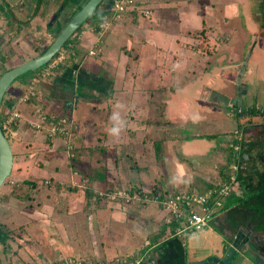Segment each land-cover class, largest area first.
I'll return each mask as SVG.
<instances>
[{"label": "crops", "instance_id": "obj_1", "mask_svg": "<svg viewBox=\"0 0 264 264\" xmlns=\"http://www.w3.org/2000/svg\"><path fill=\"white\" fill-rule=\"evenodd\" d=\"M40 2V0H0V11L10 15V11L12 10L8 9H13L17 4L24 3L25 7H28L29 5L33 7L34 3L38 4ZM77 2L80 4L78 7L79 9L84 4L85 0H74L73 6ZM231 5L227 7L230 13L233 12ZM62 6L63 9L64 5ZM41 9L42 8L40 7L39 13H37L38 15L33 13L32 16L28 15L26 18H21L26 19L24 23L26 27L41 25L44 20L42 19L44 13L41 15ZM145 9L150 11L149 15H135L133 12L125 13L120 19L112 22L106 29L107 31L104 30L102 35L100 34L101 36H98L99 33L92 31V29L99 21H102V18H104L105 15H99L98 18L95 19V22L90 21V26L88 28L82 27V29L85 30V34L81 39L75 37L71 39V43H77L75 45L77 55L72 54L74 56L73 60L68 63L64 70L61 69L56 71L55 78H52V83H43L41 85V82L45 81L42 80L38 85L37 81L34 82L31 80L32 76H29L26 80L14 82L12 91L8 93L3 102L1 112V119L6 115L7 111L13 109H16L22 116V119L16 121L13 127L15 133L18 134L17 141L12 139L10 143L17 142L21 144L22 142H30L28 134H30V131L33 132L34 129L27 124L26 120L36 119V116L34 115L35 103L33 104L31 102L32 105L30 102L18 104L17 100L30 84H34L36 89L40 92L39 101H41L40 103L44 108L46 106L47 113L55 115V112L57 111V115L66 114L70 119L69 121H71L70 126H73L74 128L80 126V128H78L80 133H76L77 137L78 135L82 137L83 134H94L93 143L105 145V148L108 149L107 154L111 151V153L116 152L119 155L118 150L122 149L123 143L128 142L124 137V133H139L136 139L138 137L143 139L141 135L147 133L154 134L156 137L157 134L164 132L166 129L168 132L172 134L174 133L170 138L165 139V141L168 140L169 147L163 144V146L166 147L163 155L167 156V158H163V156L160 157L163 159L161 162L156 161L154 159L155 157L143 159V161L147 165L150 164L151 167H149L148 170L147 168L146 170L141 169L137 173L138 177L129 170L122 172L120 170L118 172L115 168H112V172L107 167L109 171L107 169L106 171L111 173L112 175L109 174L111 176L108 175V172L105 173V170H101L100 173H97L96 170L95 175L90 178L91 180L97 179L98 182H102V180L106 178L108 181L110 179L109 177L112 178L116 175L114 182H117V179H121L123 181L122 185H125L127 183L125 182V179H127V181L133 179L132 181H129L127 185L135 184L143 189L157 188L160 191L157 190L156 192L158 193L169 194L181 190L204 192L206 189L222 181L225 168L220 164L225 161L226 156L228 158V156L231 155L230 144L232 141V135L235 130H239L243 133V139H245V142L242 139L243 143L240 145L241 154L239 160L240 163L242 162V169L238 180V188L236 192L232 194L231 198L227 200V204L219 210L215 216H213L207 228L186 236H172V231L171 233L168 232L169 227L165 225L167 215L157 204L153 207L147 205L141 208L136 206L131 207L129 205L128 208L124 207L121 210L117 207L93 205V203H91V205L85 204L83 207L81 200L77 203V206H74L75 201H73V206L71 207L74 208L73 211H75V215L70 211L71 214L63 211V218L58 222L56 221V223H53L52 235L59 240L54 242L51 246V248L54 246V255H60L62 251H72L71 249L79 246L77 250L73 252L92 263L194 264L208 256H212V254L214 256V252L218 253L217 256H222L224 254L223 248L225 244H227V242L230 244V238L242 228L246 231L245 235L248 236V243H246L240 251L236 252L230 264H262L260 257L262 255L261 252L264 251V229H261V227H255L249 207L252 208V205L255 204L254 199L250 197L252 193L261 186L260 180L263 178L264 171L259 174L255 171L249 172L248 174V172L245 173L244 165L247 170L249 168L248 165L252 160L253 149H255L254 139L257 138L256 134H264V119L263 117H260V114L252 117L238 118L236 119L237 126L228 130V127H226V121L222 122L224 119L220 120L217 118L216 110H214L216 109V106L221 105L210 102L208 97L211 91L209 90L208 94V90H205L208 94L205 97L206 99L204 98L207 100V106H201L202 110H199L200 114L198 116L203 120L201 121L199 119L198 122H201L196 127L191 126L192 128H188L189 116L181 118V115L174 114V125H178V128L176 126H174V128H142V113L144 110L146 111L152 106V104L150 105V103H148L147 96L153 94L150 98L151 101H161L162 93H155V88L157 87L156 78L154 77L155 80L152 83L153 85L149 86V84H147L139 75V72L134 65L140 67V63L138 64V62H141L142 60L155 59V61L158 60L159 62L170 60L172 61L170 62V65L174 68L172 73L170 72L169 74L168 71L160 72L158 81L161 77L162 79H164V77L168 79L169 75L174 80V75L180 73L181 70L185 71L184 77L188 75L187 70L188 67L191 66V57L193 56L192 53L188 54L189 52H193V50L178 45L174 46L172 42L167 45H157L152 35L154 31H157V29L153 28L154 18L151 20L153 16L151 12L152 7L148 6L142 8V10ZM61 11L58 13L53 12L50 15H55V20H57ZM39 15L41 16L39 17ZM129 15H132L133 17L127 18ZM69 17H67V20ZM4 18L6 20V16H4ZM156 18L157 17H155V19ZM134 19L136 23L133 25L131 24L130 26H143L141 28V32L144 31L142 37L147 38V42L138 46L137 49H134L133 45L130 43H127L124 46L111 44L110 46L103 48V46L105 47V40H108V38L111 40L114 35H117L118 37L120 35V38L125 37V32L120 31V28L123 26L129 28L127 22ZM179 21L188 24V22L191 23V17H189V20H187L186 17L179 18ZM147 24H149L148 27H145ZM79 29H81V27ZM144 46L146 47L144 48ZM89 50H95V55H89ZM132 50H136L138 53L137 57H132ZM179 52L185 54L179 56L181 58H176V54ZM156 55L157 58H155ZM83 56H86L87 61L90 60L88 65L91 64V61L94 62L98 58L101 59L102 65L101 62L96 60L100 65L94 63L93 67L90 68V66L83 63ZM130 59L133 61L130 62ZM6 62H8V60L4 61L3 57H1L0 64L2 67L3 65L5 66ZM174 63H176V65H174ZM181 67L186 69L184 70ZM5 70H7V67ZM165 73L166 75H163ZM151 79L152 77L150 80ZM136 93L141 94L146 99V102L143 100V105L134 102L133 95ZM240 93L241 96H244L245 98L247 88L243 89L242 87ZM221 94L228 96L230 99H234L227 92H222ZM174 100H176V97ZM120 102L122 107L118 105ZM204 104L205 102L201 103V105ZM66 105L69 108L71 107L70 111H67L68 113H66L65 110ZM255 105L256 104L253 106L245 105V108H242L241 106L238 108L242 111L254 108L264 110V98L257 107H255ZM145 106H147V108ZM212 107H214L213 111H211ZM226 107L233 108L231 106ZM117 109H120V111L116 113ZM89 113H91L90 118L88 117ZM234 114V116H238L237 113L234 112ZM131 116H137V118H140L138 125L141 128L127 127V125L136 124L135 121L130 119ZM118 117H120V119H118ZM86 119L91 120V126L87 127L84 125ZM215 119H217L216 122ZM100 126L101 128H99ZM113 128L119 130L114 133L112 131ZM250 133H254L252 134L253 138H246V135ZM118 134L120 135L118 136ZM36 135V137H38L41 134L39 133ZM216 135L220 136L219 143L210 139V137H215ZM63 142L67 143L66 140ZM32 145L35 146V144ZM227 148H229L228 151ZM47 149L48 152L45 158H43L44 160L42 163L43 167L47 168L46 171L48 174L52 172V175H46L45 177H49V179L55 184L52 185L51 188H47L48 190L45 191V193L50 196V193H54L55 190L60 191L61 187L65 188V186L59 184L60 180L65 177H67V180H70L71 173H69L68 176V172L66 175L65 170L72 168L67 166V164H70L68 161L70 160L69 156L72 154H69L67 158L65 153L66 159L64 157L61 158L60 151H62V149L55 150L53 143L47 146ZM113 150L115 151L113 152ZM136 157L139 158L137 155ZM105 158L106 157L103 156L100 162L102 163L106 161ZM74 160L76 165L81 166L83 163V160H81L79 156ZM120 162L123 163V159L120 160L117 156V158L114 157V159L108 160L106 165L112 163L115 166V164H120ZM155 163L157 165H155ZM159 164L160 166H164L163 168L165 171H161V169L158 168ZM20 174H17L16 176V180L19 182V184H16L19 185L18 188H14L16 193H18V190H24L25 187H33V185L29 184L26 180L29 179V177L32 179L33 175H31V173H25L18 176ZM74 175L78 176L79 173L75 172ZM250 176L256 178L255 185L251 184V180L249 179ZM66 188L67 190L69 189L68 186H66ZM5 191L6 190L1 193L4 194L8 192V190L7 192ZM6 195H8V193ZM60 195L61 194H58V196ZM10 198L12 203L10 204V207H7L6 205L4 206L3 203H0V215L5 214L9 218L4 220V217H1L0 223H3L4 221L18 223V220L21 217L26 218V215L27 217L31 215V218L28 219L33 221V225L38 222L37 219L33 218L34 209H32V205H30V207H22L24 206V202H29L30 199L22 200L15 195H11ZM244 201L246 204L243 203ZM76 207L78 208L76 209ZM142 208L146 210V213H141V216L137 215L136 213H140V209ZM148 208L151 209L149 212ZM27 231L28 230H26V232ZM10 238L11 240L9 241ZM12 239L13 237H9L5 242H0V252L3 251V244H10L13 246L7 249V255L2 252L3 255H1L4 258V261H0V264H23V257L26 255L25 251L28 247L31 248L35 243V239L32 241L29 237L27 239L23 238L22 235L16 239ZM72 243L75 245L74 248L71 245H67ZM25 246H27L26 249L24 248ZM56 250L58 251L56 252ZM54 255L50 254L49 257L42 258L43 264H47L48 261L55 259L53 258ZM117 256H124V258H127L126 262L123 263L118 259H114V257ZM34 257L35 256H33V258ZM256 257H259V259L257 260ZM137 260H139L138 263Z\"/></svg>", "mask_w": 264, "mask_h": 264}, {"label": "rangeland", "instance_id": "obj_2", "mask_svg": "<svg viewBox=\"0 0 264 264\" xmlns=\"http://www.w3.org/2000/svg\"><path fill=\"white\" fill-rule=\"evenodd\" d=\"M40 1L41 2L38 4L34 3L33 7L31 5L25 7L24 3L17 4V6L13 7V9H8L12 10L10 11V15L0 11V59L1 57H3L4 61L8 60V62L5 63V66L3 65L2 67V65L0 64V73L3 68L5 69L7 67L8 70L20 63H23L25 60L32 59L38 56V51L52 43L61 27L68 22L67 17L75 12L80 6L78 2L73 6L74 0ZM132 1L135 11H143L142 8L148 6L152 7L151 12L153 16L151 20H153L154 18L153 28L157 29V31H154L152 35L157 45H167L172 42L174 46L178 45L193 50V52L188 53L193 54V56L191 57V66H189L187 70L188 75L184 77L185 71L180 69L181 72L174 75V80L169 75L168 79H166V77L162 79L161 77V79L158 81L160 72L168 71L169 74L170 72L172 73L174 68H172V65H170V62H172L170 60L161 62H159L158 60L155 61V59L142 60L141 62L137 61L138 64L140 63V67L134 65V67L137 68L139 75L145 80L147 84H149V86L153 85L152 83L156 78L157 87L155 88V93H162L161 101H151L150 98L153 94L151 96H147L148 103H150V105L152 104V106H150L148 110H144L142 113V128H174V126L178 128V125H174V114L181 115V118L189 116L188 128H192L191 126L196 127L203 120L198 115L200 114L199 110H202L201 106H207V100H205V97L209 94V90L211 92L219 93L227 92L237 102V106L235 108L214 106L216 109H214V107H212L211 109V111H213V109L216 110L217 118H219L220 120L224 119L222 122L226 121V127H228V130H231L232 128H235L237 126L236 119H238L239 117L234 116V112L238 114L242 111L238 107L241 106L242 108H245V105L253 106L254 104H256L255 107H257V105L261 103L262 99L264 98V0ZM62 5H64L63 9ZM229 5L232 6V14L228 11L229 9L227 7H229ZM40 7L42 8L41 15L44 13V16L42 18L44 20L42 21L41 25L26 27L24 24L26 19L21 18H26L28 15L32 16L33 13H39ZM60 11L61 13L60 15H58L57 20H55L53 24L50 25L49 23L51 21V18L54 16L50 14L53 12L58 13ZM135 13L138 14V12ZM41 15H39V17ZM99 15L102 16L104 14ZM4 16H6V20ZM132 17V15H129L127 18ZM155 17L157 18L155 19ZM183 17H186L187 20H189V17H191V23H181L179 21V18ZM97 18L98 15L94 16L92 19L86 20L81 25V28H88L90 26L89 22H95V19ZM135 23V19L128 21L127 25L129 24V28L127 26H123L122 28H120V31L125 32V37L120 38V35L119 37L117 35H114L111 40L110 38H108V40H105V47L103 46V48H106V46L108 47L111 44L124 46L127 43H130L133 45L134 49H137L138 46H141L142 44L147 42L148 39L142 37L144 31L141 32V28L143 26H130L131 24L133 25ZM148 25L149 24L145 25V27H148ZM102 33L103 31L100 32L98 36H101ZM145 47L146 46H144V48ZM76 52L77 50L74 49L73 54L77 55ZM183 54L185 53H177L176 58H181L179 56H183ZM131 55L134 58L137 57L138 53L136 52V50H132ZM65 57H67L66 53ZM155 58H157V55L155 56ZM55 59L56 56L54 59H52V61ZM96 60L101 62L102 65V61L100 58ZM96 60L94 61V63L100 65V63ZM82 61L83 63L87 64V66H90V68L93 66V63L88 65V62H90V60L87 61L86 56H83ZM131 61L133 60L130 59V62ZM174 65H176V63H174ZM181 68L184 70L186 69L183 67ZM47 69V65H45L42 66L39 70L32 71L33 77L31 80H34V82L37 81L38 85L42 80L45 81L41 82V85L43 83H52V78H55L56 72L53 70L48 72ZM163 75H166V73ZM29 76V73H24L18 80H16V82L20 80H26ZM151 77L152 79L150 80ZM13 87L14 84L10 86L6 96L3 99V102L5 101L8 93L12 91ZM242 87L243 89L247 88V94L245 98L244 96H241L240 93L242 91ZM205 90H208V94L207 92H205ZM37 91V94L40 95L39 90ZM24 93L25 91L20 96H23ZM175 97L176 100H174ZM33 98L38 99V97ZM201 98H205V101ZM133 100L139 105H143V100L146 102V99L138 93L133 95ZM202 102H205V104L201 105ZM118 105L122 107L121 102ZM145 107L147 108V106ZM70 108L67 105L65 106L66 113H68L67 111H70ZM257 110L260 113L264 111L260 108H257ZM119 111L120 109H117L116 113ZM55 115H57V111L55 112ZM90 115L91 113H89V118ZM58 116L62 117V119L66 118L67 120H70L68 116H66V114H58ZM260 117L262 118L263 116L260 115ZM19 119H22L21 115ZM19 119H17L16 121H18ZM118 119H120V117H118ZM130 119L135 121L136 124L127 125L128 128H141L138 125V121L140 118H137V116H131ZM199 119L201 121L198 122ZM216 121L217 119H215V122ZM69 122L71 125V121ZM15 123L16 122H14L10 128V130H12L13 132H15V130L13 129ZM84 125L87 127L91 126V120L86 119ZM70 128L71 136L69 138V147L68 143H64L60 138H49V128L47 127V125L42 126L39 129H34L33 132L29 130V143H10L12 146L13 165L11 174L5 180L4 185L0 188V203H3L4 206L6 205L7 207H10V204H12L10 198L11 195H15L22 200L30 199V203L28 201H25L23 204L24 206L22 207H30V205H32V209H34L33 218L38 220V222H35L36 224L33 225V221L28 219L31 218V215L29 217H27L26 215L27 219L21 217L18 220V223H12L11 221H4L3 223H0V230H10L9 237H13V239L20 237L21 235L26 239L29 237L32 241H34L35 239L34 245L31 248L28 247V249L25 251L26 255H24L23 257V264H39V262L40 264H43L42 258L49 257L50 254H55V250H53L54 246L52 248L51 246L54 242H57L59 240L52 235L53 223H56V221L58 222L61 218H63V211L65 213H72L75 215V211H73L74 208L71 207L73 206V201H75L74 206H77V203L81 200L83 207L85 204L91 205V203H93V205H107L114 208L117 207L121 210L124 207L128 208L129 205L131 207L136 206L139 208L145 207L147 205L153 207L155 205L154 202L144 203L142 202V200L140 201L139 198H131V200L126 203L120 200L114 202L107 201L99 197L100 192L111 188H133L136 191H139L138 189L144 190L135 184L127 185L129 181H132L133 179H130L129 181L125 179V182L127 183L125 185H122L123 181L121 179H117V182H114L116 175L112 178L109 177L110 179L108 181L106 180V178H104L102 182H98L97 179L91 180L90 178L95 175L96 170L97 173H100L101 170H105L106 173L109 170L113 172L112 168H115L118 172L120 170L121 172L129 170L137 176V173L141 169L146 170L147 168L148 170L149 167H151V165H147L143 161V159L155 157L154 159L156 161L161 162L163 161V159L160 157L163 156V158H167V156L163 155V152H165L166 149L163 144L169 147V142H167L168 140L165 141V139L170 138V136L174 135V133L172 134L166 129L167 132L165 130L164 132L157 134L156 137L151 133L142 134L141 136L143 137V139L139 137L136 139L137 135H139V133L136 134V132L128 134L124 133V137L128 142L123 143L122 149L118 150V155L116 152H114L115 150H113L114 153H111L110 151L109 154H107L108 149L105 148V145H98L96 143H93L94 134L92 133H89L88 135L83 134L82 137L78 135L77 137L76 133H80L78 129L80 128V126H76L75 128L73 126H70ZM99 128H101V126ZM39 133L41 135L36 137V134ZM252 134L254 133L246 135V138H253ZM5 135L7 136L8 132H6ZM119 135L120 134H118V136ZM256 135L257 138L254 139L255 149H253L254 152L252 160L248 165L249 168L246 170V166L244 165L245 173L248 172V174L249 172L253 171L257 172V174L264 171V134L261 133V135ZM219 137L220 136L216 135L215 137H210V139L215 141L216 143H219ZM17 138L18 134L16 133L14 138L9 139L8 137L10 141L12 139L16 140ZM243 141L245 142V139H243ZM52 143L55 147V150L62 149V151H60L61 158L64 157L66 159L65 153L67 155V158L69 154H72L73 156H69L70 162L68 161V163L70 164H67L68 167L70 166L72 168L65 170L66 175L67 172L68 176L69 173H71L70 180H67V177L64 176L65 178L60 180L59 184H62L63 186H65V188L61 187L60 191L55 190V192L50 193L51 195L49 196L45 193V191L48 190L47 188H51V186L55 184L51 179H49V177H45L46 175H52V172L48 174V172L46 171L47 168L43 167L42 162L44 160L43 158H45L48 152L47 146L51 145ZM32 144H35V146H33ZM228 149L229 148H227V151ZM136 155L139 156V158H137ZM78 156L81 160H83L81 166L76 165V162L74 160ZM103 156L106 157L105 159L107 162L108 160H112L114 159V157L117 158L118 156L120 160L123 159V163L120 162V164H115V166L112 163L106 165V161H104L105 163L100 162ZM230 156H228V158L226 156L225 161L220 164L224 166L226 171L227 168L231 166L229 162L231 161L232 156ZM155 165L157 164L155 163ZM240 165L242 167V162ZM107 167L109 168V170L107 169ZM163 167V165H158V168L161 169V171L164 170ZM106 169L108 171H106ZM75 172L79 173V175H74ZM25 173H31V175H33L32 179L30 177L29 179H26L29 184L33 185V187H25L24 190H18V193H16V190H14V188H18L19 186L16 185L19 184V182H17L16 180V176L17 174H20L18 176H21ZM109 174L111 173L108 172V175ZM249 179L251 180V184H256V178L254 176H250ZM66 186L69 187L68 190ZM4 190H6L5 192H7L8 190V195H6L7 193H1ZM151 190L152 188L145 189V193L150 192ZM157 190L158 189L156 188L155 191ZM58 194L61 195L58 196ZM262 194H264L263 191ZM142 196H144L142 193L139 196L136 195V197ZM261 199L262 201H264V197ZM254 201L256 205H252V208H255L253 209V212L251 211V215L253 216L255 227H261V229H264V202L260 203L259 205L257 204V200L255 198ZM77 208L78 207H76V209ZM149 210L151 209L148 208V212ZM46 211L50 212L48 213ZM140 211V213H136L139 216H141V213H146V210L143 208L140 209ZM1 217H4V220L8 218L5 214L0 215V219ZM26 230L28 231L26 232ZM10 240L11 238L9 239V241ZM67 245H71L73 248L75 247L73 243ZM10 247L13 246H11L10 244H3L2 252L7 255V249H9ZM26 247L27 246H25L24 248L26 249ZM78 247L79 246H76L74 249H71L72 251H62L60 255H54L53 258L55 259L48 261L47 264H73V262L74 264H80L81 262L83 264H100L96 262L92 263L88 260H85L82 256H78L77 254H75L74 252ZM57 251L58 250H56V252ZM2 252H0V261H4ZM33 256L35 257L33 258ZM124 256H117L114 257V259H118L119 261L125 263L127 258H124ZM256 259L258 260L259 257H256ZM138 261L139 260H137V263Z\"/></svg>", "mask_w": 264, "mask_h": 264}, {"label": "built area", "instance_id": "obj_3", "mask_svg": "<svg viewBox=\"0 0 264 264\" xmlns=\"http://www.w3.org/2000/svg\"><path fill=\"white\" fill-rule=\"evenodd\" d=\"M132 3V0H112L109 5V9L104 14V18H102V21H99L98 24L94 26L92 31L100 33L106 30L112 22L120 19L125 13L138 12L137 15L143 16L150 14L148 9L135 11ZM84 32L85 30L81 28L77 31V33L75 32L76 34H74L72 38L75 37L77 39H81V37L85 34ZM69 46L71 45L69 44ZM88 53L92 56L95 55L96 52L95 50H89ZM65 58V50L59 51L56 59L47 65L48 72L53 70L58 64L62 63ZM37 93L38 91L36 86L34 84H30L25 90L24 95L20 96L17 100L18 104L27 103L32 99L36 101L34 111L36 119H27V124L32 129H39L42 126L47 125L49 128V138H60L62 141L66 140L69 147V138L71 136L69 120L66 118L62 119V117H59L58 115L47 113L43 105H41V101H39L40 95ZM33 97H38V99ZM19 118L20 114L15 109L6 112V115L1 121V129L4 134L8 132V135H5L7 138H14L15 132L10 130V128ZM242 139L243 133L239 130H235L230 144L232 157L229 163L231 166L227 168V171L225 169V172H223L224 177L222 181L215 186L206 189L204 192L181 190L168 194L158 193L155 189L145 193V189H138L139 191H136L133 188H111L100 192L99 197L113 202L120 200L128 203L131 198H139V200H142L144 203L154 202L167 215L165 225L169 227V233L172 231V236H186L201 231L208 227L213 216H215L217 212L227 204V200L231 198L232 194L235 193L238 188V180L242 169L239 160L241 154V146L239 142L242 141ZM233 141H236V143ZM141 193L144 196L136 197V195L139 196ZM80 264L83 263L81 262Z\"/></svg>", "mask_w": 264, "mask_h": 264}, {"label": "water", "instance_id": "obj_4", "mask_svg": "<svg viewBox=\"0 0 264 264\" xmlns=\"http://www.w3.org/2000/svg\"><path fill=\"white\" fill-rule=\"evenodd\" d=\"M108 2L109 0H86V2L72 15L65 26L61 28L52 43L42 54L32 59L25 60L23 63L4 71L0 75V188L11 174L13 165L12 146L1 129L2 103L8 88L13 81L24 73L39 70L42 66L48 64L61 50L67 40L72 38L81 25L91 17L97 7L106 6V9H109L107 6ZM55 18V15L51 18L50 25L53 24ZM208 100L225 107L231 106L234 108L237 106V102L234 99H230L228 96L219 92H210ZM245 234L246 231L242 228L235 233L233 237L230 238V244L229 242L225 244L223 248L224 254L222 256H217L218 253L214 252V256L212 254V256H208L194 264H230L236 252L240 251L243 246L248 243V236ZM260 261L264 264V253L261 255Z\"/></svg>", "mask_w": 264, "mask_h": 264}, {"label": "trees", "instance_id": "obj_5", "mask_svg": "<svg viewBox=\"0 0 264 264\" xmlns=\"http://www.w3.org/2000/svg\"><path fill=\"white\" fill-rule=\"evenodd\" d=\"M111 1L112 0H109V2L107 3V6L109 7V5H110V3H111ZM85 2H86V0H85ZM84 2V3H85ZM107 12V9H106V6H104V7H97V9L94 11V13L91 15V17L89 18V19H92L94 16H96V15H98L99 16V14H104V13H106ZM130 13H132V12H130ZM133 14H135V15H137L135 12H133ZM72 17V15H70V17H69V19ZM69 19L67 20V21H69ZM65 26V24L61 27V28H63ZM61 30V29H60ZM59 30V31H60ZM59 33V32H58ZM57 33V34H58ZM69 44L71 45V46H69ZM77 43L76 42H72L71 43V38L69 39V40H67V42L64 44V46L61 48V50L60 51H63V50H65L66 52V54H67V57L65 58V60L62 62V63H60V64H58L54 69H53V71H59V70H64V68L68 65V63L70 62V61H72L73 60V50L75 49V45H76ZM48 46L49 45H47L46 47H44L43 49H41L40 51H38V53H39V55L40 54H42L47 48H48ZM75 55V54H74ZM55 56H57V54L55 55ZM55 56L52 58V59H54L55 58ZM94 59V58H93ZM52 61V60H51ZM50 61V62H51ZM49 62V63H50ZM48 63V64H49ZM91 63H93V65H94V62H92L91 61ZM48 64H46V65H48ZM45 66V65H44ZM92 66V65H91ZM93 67V66H92ZM91 67V68H92ZM4 71H6L4 68H3V70H2V72H1V74L4 72ZM29 74H30V76H32V74H33V72H28ZM0 74V75H1ZM33 77V76H32ZM20 77H18L16 80H18ZM31 78V77H30ZM16 80L15 81H13L12 83H11V85L14 83V82H16ZM32 81H34V80H32ZM10 85V86H11ZM10 88V87H9ZM9 88H8V90H9ZM8 90H7V92H8ZM7 92H6V94H7ZM5 94V95H6ZM30 103L32 102L33 104L34 103H36V101H34L33 99L32 100H30L29 101ZM31 103V104H32ZM257 114H260L261 116H263V119H264V111H262L261 113L260 112H258V110L257 109H250V110H247V111H241V112H239L238 113V117L239 118H243V117H252V116H254V115H257ZM1 121H2V119H1ZM233 142H235L236 143V141H233ZM242 141H240L239 142V144L240 145H242ZM260 187H259V189H257V190H255L253 193H252V195H251V197L250 198H252V199H256L257 200V204H259L260 205V203H263L264 201H262V199L261 198H263L264 197V194H262V191L264 192V173H263V178L260 180ZM215 186V185H214ZM211 187H213V186H211ZM255 202V201H254ZM244 204H246V202L244 201L243 202ZM254 205H256V204H254ZM255 208V207H254ZM254 208H251V207H249V209H250V211H252L253 212V209ZM9 232H10V230H0V242H5L6 241V239H8L9 238Z\"/></svg>", "mask_w": 264, "mask_h": 264}, {"label": "clouds", "instance_id": "obj_6", "mask_svg": "<svg viewBox=\"0 0 264 264\" xmlns=\"http://www.w3.org/2000/svg\"><path fill=\"white\" fill-rule=\"evenodd\" d=\"M72 39V38H71ZM119 129H117V128H113L112 129V131L115 133V132H117ZM8 139V138H7ZM9 140V139H8ZM9 142H10V140H9Z\"/></svg>", "mask_w": 264, "mask_h": 264}, {"label": "flooded vegetation", "instance_id": "obj_7", "mask_svg": "<svg viewBox=\"0 0 264 264\" xmlns=\"http://www.w3.org/2000/svg\"><path fill=\"white\" fill-rule=\"evenodd\" d=\"M262 254L264 253V251L263 252H261Z\"/></svg>", "mask_w": 264, "mask_h": 264}]
</instances>
